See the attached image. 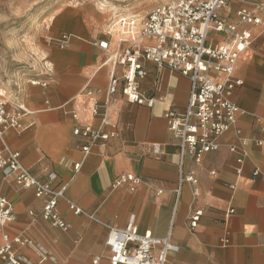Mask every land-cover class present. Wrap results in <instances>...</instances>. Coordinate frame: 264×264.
Instances as JSON below:
<instances>
[{
    "label": "crops",
    "instance_id": "0c3cea01",
    "mask_svg": "<svg viewBox=\"0 0 264 264\" xmlns=\"http://www.w3.org/2000/svg\"><path fill=\"white\" fill-rule=\"evenodd\" d=\"M262 1L227 0L220 14L239 22L238 10L247 8L264 18V11L255 9ZM240 25L251 29L253 42L234 71L242 80L232 95L240 109L235 122L220 136L216 150L198 162L186 157L180 165L178 139L167 129L165 113L185 108L188 77L145 61L139 85L153 104L131 103L118 90L105 110L93 115L92 103L102 104L107 97L112 67L105 60L118 39L88 6L59 10L48 31L50 69L8 99V110L23 108V129L6 130L5 139L37 179L48 182V173L55 172L50 184L66 185L57 212L69 227L53 226L41 215L45 197L35 196L31 188H15L0 170V194L14 212L12 221L0 225V245L3 233L31 241L35 247L12 244L22 264H109L107 228L101 222L124 227L134 215L140 233L164 237L170 229L178 249L168 254L167 264H264V177L252 175L255 167L264 168V28ZM209 38L219 43L223 36L211 31ZM102 40L109 41L108 49L99 46ZM115 70L119 74L120 66ZM84 126L109 136L84 152L88 138L73 134ZM154 143L158 152L152 151ZM180 170L193 174L196 183L183 181L177 196ZM127 173L136 181L112 184ZM69 201L82 213H73ZM229 209L233 212L227 215ZM195 211L201 214L191 228Z\"/></svg>",
    "mask_w": 264,
    "mask_h": 264
},
{
    "label": "built area",
    "instance_id": "2783aa9c",
    "mask_svg": "<svg viewBox=\"0 0 264 264\" xmlns=\"http://www.w3.org/2000/svg\"><path fill=\"white\" fill-rule=\"evenodd\" d=\"M226 4L227 0H170L151 9L142 19L118 17L116 24L122 37H119L118 46L105 60L112 67L107 97L102 104L92 103V114L100 115V109L105 110L109 98L118 90L131 103L151 106L153 97L146 95L139 85V80L146 74L144 62L150 61L157 68L166 67L178 71L190 81L185 108L182 111L171 108L165 113L167 129L178 139L180 165L186 157L198 162L204 153L216 150L218 139L235 122L240 110L232 95L242 80L234 77V71L239 56L253 42L251 29L240 23L261 25L264 28V18L247 8L238 10L239 22L227 21L220 14ZM255 9L264 11V1L256 5ZM211 31L223 36L222 41L211 43ZM61 42H66L65 36ZM108 43V40H102L99 46L106 50L109 48ZM117 66H120L119 74H116ZM86 94L91 95L92 91H86ZM6 105L5 95L0 91V170L3 179L15 188H31L35 196H44L41 215L53 226L67 229L69 224L57 212L58 202L64 199L66 185L50 184L56 178L55 172H49L48 182H42L21 163L19 152L9 146L5 132L8 129H23L20 122V111L23 108L17 106V110L10 111ZM73 134L88 138L82 147L84 152H88L98 140H105L109 136L89 126L76 127ZM258 144L261 142L258 141ZM231 150H235V147H231ZM152 151L158 152L159 145L154 143ZM74 168L78 170L79 164L76 163ZM252 175L264 177V168L255 167ZM126 181L135 182L136 178L127 173L115 179L112 184L119 185ZM183 181L195 184L196 178L191 173L183 175L180 170L177 196ZM68 207L75 214L82 213L81 207L73 202L69 201ZM232 212L233 209H229L226 213L230 215ZM29 214L32 215V211ZM200 214L201 211H195L191 216V228L197 224ZM89 217L93 218V215ZM13 218L10 201L0 194V225L7 224ZM101 223L107 228L105 242L109 264H167L168 254L178 249L171 240L170 229L164 237H155L149 231L140 233L134 215L129 216L124 227ZM13 243L35 247L31 241L18 235L10 237L3 233L0 264L23 263ZM39 251L41 259H44L46 253L41 249Z\"/></svg>",
    "mask_w": 264,
    "mask_h": 264
},
{
    "label": "rangeland",
    "instance_id": "374dc122",
    "mask_svg": "<svg viewBox=\"0 0 264 264\" xmlns=\"http://www.w3.org/2000/svg\"><path fill=\"white\" fill-rule=\"evenodd\" d=\"M162 1L170 0H0V91L8 101L27 83L48 73L52 43L48 31L59 10L90 7L117 40L122 37L118 17L142 19L150 7ZM100 4L104 11L98 8Z\"/></svg>",
    "mask_w": 264,
    "mask_h": 264
},
{
    "label": "bare ground",
    "instance_id": "6f19581e",
    "mask_svg": "<svg viewBox=\"0 0 264 264\" xmlns=\"http://www.w3.org/2000/svg\"><path fill=\"white\" fill-rule=\"evenodd\" d=\"M105 6L104 5H102V4H100V6L98 7L101 11L103 10V8H104ZM104 11V10H103ZM136 18V17H135ZM139 17H137V19H138ZM119 35L121 36V31L119 30Z\"/></svg>",
    "mask_w": 264,
    "mask_h": 264
}]
</instances>
